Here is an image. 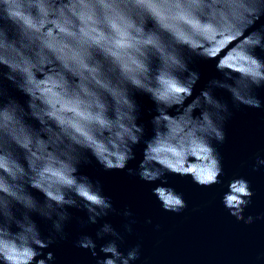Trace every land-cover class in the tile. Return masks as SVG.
Segmentation results:
<instances>
[{
    "label": "clouds",
    "instance_id": "1",
    "mask_svg": "<svg viewBox=\"0 0 264 264\" xmlns=\"http://www.w3.org/2000/svg\"><path fill=\"white\" fill-rule=\"evenodd\" d=\"M262 17L264 0H0V264L54 260L52 252L39 257L68 238V207L86 210L90 224L116 211L101 182L79 174V166L91 163L87 153L106 171L124 170L135 159L133 148L145 134L136 93L148 95L157 114L139 168H128V175L161 181L152 195L175 214L188 204L166 186V173L190 176L205 188L222 184L213 141L225 142L233 113L212 89H226L233 107L261 108L254 89L264 86V60L254 52L264 51V25H254ZM229 37L237 70L218 62L224 79L210 80L186 105L200 78L189 68L192 56L217 59L206 50ZM5 81L28 98L25 104L9 95ZM261 167L257 153L253 171ZM253 195L246 179L234 178L221 202L250 225L262 218L244 216ZM33 214L52 222L47 238ZM125 229L132 231L130 224ZM105 236L114 239L100 246L103 258L89 235L76 246L90 251L96 264L140 259V245L122 252L117 241L123 237L107 222L96 232L98 240ZM253 264H264V250Z\"/></svg>",
    "mask_w": 264,
    "mask_h": 264
},
{
    "label": "water",
    "instance_id": "2",
    "mask_svg": "<svg viewBox=\"0 0 264 264\" xmlns=\"http://www.w3.org/2000/svg\"><path fill=\"white\" fill-rule=\"evenodd\" d=\"M262 25L264 17L257 21L254 28L259 29ZM232 50L229 37L227 40L217 41L206 50L217 59L192 56L189 68L198 72L200 78L186 105L200 95L201 91L207 90L210 80L224 79L223 72L216 67L218 62L237 70ZM254 54L264 60V51L261 49L257 48ZM229 61L232 63H227ZM5 86L10 96L25 104L28 99L25 95L7 81ZM212 93L215 98L227 102L233 113L224 125L225 142L219 144L213 141V146L222 157V184L205 188L193 183L190 176L166 173V186L175 188L188 204L181 213L175 214L164 211L160 202L152 195V189L161 181L148 183L138 175H128V168H139L146 146L143 140L150 139L154 134L151 121L157 114L151 98L146 94L136 93L134 98L140 107L138 123L144 126L145 134L141 143L133 148L135 159L129 161L124 170L106 171L87 153L91 163H81L79 166V174L87 175L93 182H101L104 195L111 198L116 211L98 220L96 224H90L86 210L68 207L71 220L66 222L64 228L68 238L42 249L43 256L39 258H46L47 253L52 252L55 259L47 261V264H96L90 251L77 247L76 241L83 235L91 236L97 243L99 258H103L100 246L114 237L105 236L98 240L96 232L107 222L123 237V240L117 241L122 252L127 253L137 244L140 245V259L131 264H144L145 261L147 264H253L256 256L264 250V167L253 171L257 153L264 158V86L254 89V94L261 100L259 109L244 105L233 107L231 94L226 89L213 88ZM170 114L176 115V110L171 109ZM199 114V109L194 111V115ZM28 122L39 128L38 122ZM240 177L249 182L254 193L250 205L244 210L245 218L248 215L262 217L250 225L237 221L221 202L227 182ZM30 191L41 202L44 200L42 193L33 189ZM125 210L131 211L132 215L125 217ZM32 218L37 223L42 238H47L52 231V222L36 214ZM128 224L131 225V232L125 229Z\"/></svg>",
    "mask_w": 264,
    "mask_h": 264
}]
</instances>
